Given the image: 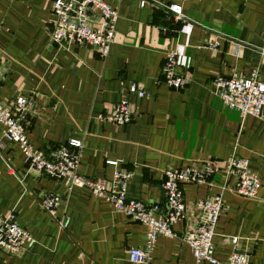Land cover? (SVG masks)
<instances>
[{"label": "crops", "instance_id": "crops-1", "mask_svg": "<svg viewBox=\"0 0 264 264\" xmlns=\"http://www.w3.org/2000/svg\"><path fill=\"white\" fill-rule=\"evenodd\" d=\"M141 1L107 0L118 18L102 57L89 45L67 49L51 42L52 0H0V100L30 97L25 126L35 147L50 154L80 139V174L110 181L115 168L129 171L127 196L146 204L165 207V169L201 168L207 160L224 169L229 156L246 158L261 182L257 195L235 193L236 178L222 171L209 183L183 184L185 215L172 225L175 236H156L149 264H196L180 237L198 215L195 201L219 192L224 208L213 236L215 256L223 260L237 250L250 264H264V110L241 116L223 105L211 84L218 74L252 70L264 81V0H154L169 9L180 5L177 19L171 9ZM174 46L189 78L179 90L162 74ZM131 82L142 84L146 95L131 94ZM123 98L131 108L127 123L100 119ZM0 141V214L14 212L36 239L18 253L0 252V264H135L128 251L145 247L144 224L85 187L29 168L1 126ZM48 192L59 197L57 218H69L65 229L41 208Z\"/></svg>", "mask_w": 264, "mask_h": 264}, {"label": "built area", "instance_id": "built-area-1", "mask_svg": "<svg viewBox=\"0 0 264 264\" xmlns=\"http://www.w3.org/2000/svg\"><path fill=\"white\" fill-rule=\"evenodd\" d=\"M144 4V0L141 1ZM174 17L181 15L178 4L170 6ZM53 24L49 30L50 40L58 47L71 45H90L102 57L106 56L114 39L115 24L118 18L117 8L107 0H52ZM1 27V23H0ZM210 48H214L208 44ZM178 49L176 46L165 53L162 65L163 80L173 89H182L189 81L188 76L179 69ZM223 105L229 110H237L241 116H259L264 110V81L258 78V72L252 70L247 76L231 74L216 75L211 82ZM131 94L139 97L146 95L142 84L131 82L128 86ZM33 100L26 96H16L11 100H0V126L2 136L15 143L24 154L29 168L65 183L67 186L85 187L100 198L107 200L116 211L124 213L130 219L146 226L145 247H131L129 261L135 264H149L151 249L158 234L175 236L172 225L185 215L183 184L209 183L216 172L236 178L234 192L245 197H255L261 182L257 174L249 167L246 158L231 155L224 169L218 168L207 160L201 168L188 165L184 168L163 170L161 186L165 194V207L155 203H144L127 196L129 171L115 168L110 181L84 176L78 172L82 141L71 138L61 144L52 153L47 154L35 147L27 133L25 117ZM131 108L128 99L123 98L108 106L100 115L101 120L115 124H125L130 120ZM3 142L0 141V156ZM117 164L115 160H108ZM59 197L45 193L40 199L41 208L53 217L61 229L69 224L68 216L58 219L56 208ZM198 215L188 225L180 239L187 244L196 264H250L249 255L232 250L225 259L215 256L213 236L216 224L223 211L222 193L198 198L195 201ZM237 237L232 238L237 243ZM36 239L28 230L15 220L14 212L0 214V252L18 253L33 246Z\"/></svg>", "mask_w": 264, "mask_h": 264}, {"label": "water", "instance_id": "water-1", "mask_svg": "<svg viewBox=\"0 0 264 264\" xmlns=\"http://www.w3.org/2000/svg\"><path fill=\"white\" fill-rule=\"evenodd\" d=\"M153 3H155L156 5H159L160 7H163L164 9H166L167 11H170V9L166 6H163L162 4H159L158 2H155L154 0H151ZM90 46V45H89Z\"/></svg>", "mask_w": 264, "mask_h": 264}]
</instances>
